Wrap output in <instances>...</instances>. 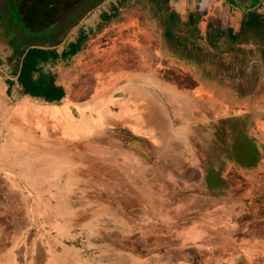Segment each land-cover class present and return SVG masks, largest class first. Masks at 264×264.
<instances>
[{
	"label": "crops",
	"instance_id": "0c3cea01",
	"mask_svg": "<svg viewBox=\"0 0 264 264\" xmlns=\"http://www.w3.org/2000/svg\"><path fill=\"white\" fill-rule=\"evenodd\" d=\"M7 1L0 264L36 229L27 167L52 160L64 187L70 166L145 190L92 210L125 240L140 226L141 264H264V80L238 74L264 70V0Z\"/></svg>",
	"mask_w": 264,
	"mask_h": 264
},
{
	"label": "rangeland",
	"instance_id": "374dc122",
	"mask_svg": "<svg viewBox=\"0 0 264 264\" xmlns=\"http://www.w3.org/2000/svg\"><path fill=\"white\" fill-rule=\"evenodd\" d=\"M262 63L264 66V61ZM238 74L245 80L250 79L249 90L252 89V79L257 75L261 81L264 80V70L254 72L242 70ZM259 90L260 93L263 92L264 86ZM244 161L249 162L246 158ZM63 169L65 167H60L56 160L45 166L27 167L25 177L31 182L26 183L30 187L25 193L29 198L28 207L35 218L36 229L26 232L23 245L14 249V254L18 256V261L14 264H29L26 262L29 241L36 242L37 253L42 248L39 245L47 246L45 253L43 251L41 253L44 254V264H141L139 257L148 255L152 249L144 246L139 239L140 234H145L140 226L138 231H131L130 236L133 238L125 240L126 231L123 229L107 230V222L114 221L113 218L109 220L108 216L93 215L92 210L99 207V202H107L108 197L114 200L127 196L136 201L142 193L143 196L146 194L145 190L143 189L144 192L141 189L132 190L129 187L125 188L124 184L113 190V180L105 175L97 179L98 184L93 188L87 177L88 174L84 176L83 183L77 184L74 181L75 177L71 175L70 166H68V184L64 187L59 183ZM84 169L85 174L91 171V162H84ZM71 176L73 182L70 180ZM40 179H45L46 183L44 184ZM128 211L130 212L131 209ZM118 222L122 223L117 218ZM109 241L112 242L111 246Z\"/></svg>",
	"mask_w": 264,
	"mask_h": 264
},
{
	"label": "trees",
	"instance_id": "16d2710c",
	"mask_svg": "<svg viewBox=\"0 0 264 264\" xmlns=\"http://www.w3.org/2000/svg\"><path fill=\"white\" fill-rule=\"evenodd\" d=\"M3 3H4L5 5H6V4L8 5V1H7V0H0V4H3ZM14 45H16V44H14ZM15 47H16V46H15Z\"/></svg>",
	"mask_w": 264,
	"mask_h": 264
}]
</instances>
